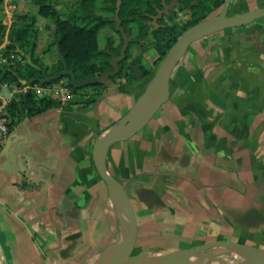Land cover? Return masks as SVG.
Segmentation results:
<instances>
[{
	"label": "crops",
	"instance_id": "0c3cea01",
	"mask_svg": "<svg viewBox=\"0 0 264 264\" xmlns=\"http://www.w3.org/2000/svg\"><path fill=\"white\" fill-rule=\"evenodd\" d=\"M4 1L36 15L35 50L44 65L54 63V22L38 13L36 0ZM263 2L231 0L229 13ZM131 54L153 66L150 58L143 63L145 51ZM152 72L127 79L124 70L111 83L50 97L57 106L17 114L0 148V264H81L120 238L93 147L124 118ZM107 166L134 208L136 252L216 239L264 247V224L242 227L232 217L264 209V17L192 42L170 76L168 99L140 131L110 146Z\"/></svg>",
	"mask_w": 264,
	"mask_h": 264
},
{
	"label": "water",
	"instance_id": "95a60500",
	"mask_svg": "<svg viewBox=\"0 0 264 264\" xmlns=\"http://www.w3.org/2000/svg\"><path fill=\"white\" fill-rule=\"evenodd\" d=\"M224 0L220 10L216 14L206 16L193 25L184 29L169 47L160 63L154 70L146 88L135 100L127 114L118 123L101 131L95 139L93 147V159L96 168L106 182L110 199L115 207L117 216L121 222L120 238L108 245L103 250L91 254L81 264H264V247H258L243 242L229 239H216L189 247H168L160 250L143 249L134 251L137 237V221L132 203L127 195L123 183L116 178L107 166V155L110 146L120 140L128 139L140 131L153 117L169 96V80L177 63L184 56L189 45L211 33L219 30L248 24L258 18L264 17V5L247 9L245 11L230 14L229 2ZM179 0L163 2V8L157 10V15L152 16L154 23L164 13H168ZM121 0L116 1L114 16L115 30L121 33L123 43L119 54L114 53L109 46L111 68L100 75L77 79L73 68H70L61 53L56 42L57 28L50 30V42L55 44L57 55L63 63V69L57 74H47L42 71L41 83L51 82L67 76L75 88H81L90 84H108L121 70L120 61L124 59L126 50L131 41L129 33L122 25L119 15ZM191 13V10H190ZM15 50L24 55V51L17 46ZM30 61V55H26ZM40 68V66H36ZM133 76L141 78L144 71L139 64L131 65ZM26 83V79H20ZM30 80V81H31ZM34 184L28 187H33ZM233 220L242 227H257L264 224V209L252 207L244 212H233ZM224 248L226 252L235 258H229L220 252H209L214 248Z\"/></svg>",
	"mask_w": 264,
	"mask_h": 264
},
{
	"label": "trees",
	"instance_id": "16d2710c",
	"mask_svg": "<svg viewBox=\"0 0 264 264\" xmlns=\"http://www.w3.org/2000/svg\"><path fill=\"white\" fill-rule=\"evenodd\" d=\"M3 0H0V3ZM99 1V2H98ZM117 0H80L77 4L72 5V10L66 17H62L61 9L55 8L51 3L45 0H36L39 4L38 13L42 16L50 18L56 26V42L59 49L70 68H73L77 79L87 78L94 75H100L105 70L111 68L109 64L110 55L106 52V48L102 49L98 43V32L102 26L108 22H114L109 19L108 14H101V10H105L111 15L114 14ZM170 0H121L119 15L122 24L128 33H132V26L129 22L137 23L138 30L133 36L131 42H144L149 34L154 38L153 44L159 54L158 61L163 58L169 47L176 40L177 36L190 25L198 20L208 16L211 10L222 5L224 0H181L180 10L186 7L192 9L194 18L181 26V31H177V23L168 24L164 19L157 21L152 28L145 20L152 18L156 14L157 9L162 7L163 2ZM96 8L99 9L97 12ZM91 12V13H90ZM18 21L22 22L20 28L15 30L14 36L10 38V42L6 45V50H15L19 46L25 53L30 55V61H26V69L24 73L19 68H12L9 71L12 79L25 78L28 82H36L38 79L31 78L42 77V71L47 74H57L63 69V63L59 57L50 66L43 64L40 54L36 52L37 27L36 15L29 12L19 11L15 15ZM2 24L0 21V31ZM48 29L52 27L48 26ZM120 34V33H119ZM123 39L120 35V42L116 47L113 46V39L109 38L107 46L116 54H119ZM130 43L126 50L124 59L120 61V74L125 70V77L133 79V71L131 65L141 64L140 56H136L128 61L131 54L128 53ZM55 44L48 41V47H54ZM102 57L101 63L97 64L95 59ZM157 61V62H158ZM36 66H40L37 68ZM143 67V65H140ZM144 68V67H143ZM153 68H144L145 74H150ZM154 72V71H153ZM152 72V74H153ZM67 77V76H64ZM31 80V81H30ZM68 84L73 90L78 91L82 88H75L67 77ZM39 82V81H38ZM88 86H100V84H92ZM60 102L50 97H36L32 91L23 94L17 105L11 108L12 118L14 115H34L42 112L52 106L59 105ZM13 123V122H12Z\"/></svg>",
	"mask_w": 264,
	"mask_h": 264
},
{
	"label": "rangeland",
	"instance_id": "374dc122",
	"mask_svg": "<svg viewBox=\"0 0 264 264\" xmlns=\"http://www.w3.org/2000/svg\"><path fill=\"white\" fill-rule=\"evenodd\" d=\"M79 1L80 0H57V2L62 7L61 8L62 17H66L68 15V13L72 10V5L73 4H77ZM5 5H6L5 1L3 0L0 3V21H1V24H2V28H1V31H0V45H3V44L7 45L10 42V38L14 36L15 30L17 28H20V26L22 25V22L18 21L17 17L15 16L17 14V12H19V11H16V9H11L10 10V8L6 7ZM263 5H259V6H263ZM220 8H221V5L219 7H217V8H215L214 10H211V12L208 14V16L212 15V14H216L220 10ZM96 10H97V12H99L98 8H96ZM232 12H233V10H231V13ZM100 13L103 14V15L104 14H108L110 16L109 17L110 20L114 16V14L111 15V13H108L105 10H101ZM187 16H188L187 15V11L183 10V11H178L177 13H172L170 16L166 15L165 19H166L167 22H172V23L173 22H178L177 23V31L180 32L181 31L180 23H183L186 20ZM128 24H129V26H132V28H133L132 33H130V36L133 38V36L136 35V32L138 30L137 23L134 22V21H131ZM48 33H49V39H51L50 32H48ZM98 37H99V47L102 48V49L106 48L105 49L106 52H108L107 51V47H108L107 46V41H108L109 38L113 39V41H114V38H115V40H118L120 42V34H119L118 31L115 30L114 22H108L104 26H102L100 31H99V33H98ZM153 40H154V38L152 37L151 34H149L148 37L144 39L143 43H140V42H137V41L131 42L129 50H128V53L131 54L132 52L137 51V50L141 51V52L145 51L146 55H144V57L142 59L143 63L145 61L149 62V58H150V61H152V65H153L152 67H154L153 68V71H154L161 60L158 61L159 54H158V52H157V50H156V48H155V46L153 44L154 43ZM101 59H102V57H98V58L95 59V62L97 64H100L101 63ZM131 59H132V54L129 57L128 61L131 60ZM26 61L27 60L25 59V61L23 63L16 64L14 66V68H19L24 73H26L25 72ZM63 78H65V81L63 82V84L68 86L69 84H68L67 77H63ZM23 79H25V78H23ZM60 79H58V80H60ZM82 89H84V88H82ZM249 240L251 242H253V243H261V242H263V241H260L257 238H252V239H249ZM250 245H254V244H250ZM254 246H256V245H254ZM258 247H261V246H258ZM134 251L136 252V250H134ZM209 252H214V253L220 252V253H222L223 255H226L229 258H235V256L230 255L229 253L226 252V249L221 248V247L211 249Z\"/></svg>",
	"mask_w": 264,
	"mask_h": 264
},
{
	"label": "built area",
	"instance_id": "2783aa9c",
	"mask_svg": "<svg viewBox=\"0 0 264 264\" xmlns=\"http://www.w3.org/2000/svg\"><path fill=\"white\" fill-rule=\"evenodd\" d=\"M11 10V9H10ZM26 57L16 50H6V44L0 45V148L8 136L12 122L17 114L11 115V108L19 103L21 96L28 91H32L36 97H56L63 98L71 95L72 87L60 83L55 85L53 81L26 82L20 79H12L9 71L16 64L23 63Z\"/></svg>",
	"mask_w": 264,
	"mask_h": 264
},
{
	"label": "flooded vegetation",
	"instance_id": "af4514ba",
	"mask_svg": "<svg viewBox=\"0 0 264 264\" xmlns=\"http://www.w3.org/2000/svg\"><path fill=\"white\" fill-rule=\"evenodd\" d=\"M171 1V0H170ZM169 1V2H170ZM169 2H166V3H169ZM180 2H181V0H179V2H178V4H176L172 9H169V12L168 13H164L160 18H158L157 19V21L158 20H160V19H164V21H166V19H165V17H166V15H168V16H170L172 13H177L178 11H183V10H186L187 11V18H186V20L183 22V23H180V25L182 26L183 24H186V23H189L193 18H194V15H193V12H192V9L190 8V7H186V8H184V9H179L180 8ZM163 4V3H162ZM161 8H163V5H162V7ZM161 8H158V9H161ZM157 9V10H158ZM190 10H191V13H190ZM154 15H157V12H156V14H154ZM153 15V16H154ZM157 21H156V23H154V20H153V17L152 18H150L149 20H145V22L148 24V25H150L152 28L154 27V25H156L157 24ZM199 21V20H198ZM167 22V21H166ZM197 22V21H196ZM196 22H194V23H196ZM168 24H172V22H167ZM173 23H178V22H173ZM194 23H192V24H190V25H187V27H189V26H191V25H193ZM123 25V24H122ZM182 32V31H181ZM120 33V32H119ZM120 35H121V33H120ZM129 35H130V33H129ZM122 37V36H121ZM131 37V36H130ZM131 39H132V37H131Z\"/></svg>",
	"mask_w": 264,
	"mask_h": 264
}]
</instances>
